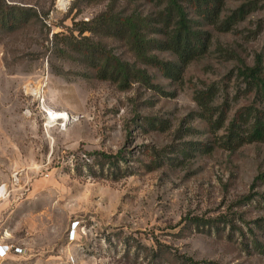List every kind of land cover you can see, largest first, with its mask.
I'll return each mask as SVG.
<instances>
[{
	"label": "rangeland",
	"instance_id": "374dc122",
	"mask_svg": "<svg viewBox=\"0 0 264 264\" xmlns=\"http://www.w3.org/2000/svg\"><path fill=\"white\" fill-rule=\"evenodd\" d=\"M5 2L38 18L0 27V235L39 237L67 250L68 264H264V142L224 146L234 120L254 109L264 117V100L239 76L264 61V0H217L219 26L200 27L212 34L209 53L176 80L105 39L150 85L103 81L63 52L80 39L66 28L106 12L107 1ZM164 7L141 0L132 11L154 21Z\"/></svg>",
	"mask_w": 264,
	"mask_h": 264
},
{
	"label": "trees",
	"instance_id": "16d2710c",
	"mask_svg": "<svg viewBox=\"0 0 264 264\" xmlns=\"http://www.w3.org/2000/svg\"><path fill=\"white\" fill-rule=\"evenodd\" d=\"M108 2L107 11L95 19L76 24L74 28H66L72 35L79 34V40L73 38L74 44L66 43L63 52L72 54L78 62L85 63L92 70H97L101 80H111L114 76L122 84L143 82L151 84L150 77L145 71L136 70L132 64L115 57L107 49L105 39L120 41L127 44L139 63L155 67L169 79H178L183 67L204 58L212 46V34L202 25H216L219 19L217 0H152L164 3V9L158 13L154 21L132 11V4L141 0H100ZM190 4L199 19L193 21L184 4ZM119 6V12L116 7ZM191 8V7H190ZM33 14V15H31ZM242 17V14L240 15ZM233 16V25L239 20ZM32 18H38V13L32 8L8 5L0 0V27L7 32L16 31L26 25ZM229 21L224 25L228 26ZM222 27V26H221ZM90 33L91 37L84 36ZM57 38V36H54ZM95 38V39H94ZM157 53H169L176 58V62L163 61ZM239 76L244 79L247 87L264 100V61L258 55L252 67L242 65ZM201 105L203 99H198ZM205 107V105H204ZM258 109L251 110L239 120L243 124L231 123L224 146L228 150L252 142H264V117L259 115ZM246 128V129H245ZM114 165L122 160L121 154L107 155L94 153Z\"/></svg>",
	"mask_w": 264,
	"mask_h": 264
},
{
	"label": "crops",
	"instance_id": "0c3cea01",
	"mask_svg": "<svg viewBox=\"0 0 264 264\" xmlns=\"http://www.w3.org/2000/svg\"><path fill=\"white\" fill-rule=\"evenodd\" d=\"M0 203H5L0 201ZM4 206H0V214ZM39 237H20L0 235V246L8 252V257L2 264H68L70 256L67 250H56ZM23 249V254L14 253L13 249Z\"/></svg>",
	"mask_w": 264,
	"mask_h": 264
},
{
	"label": "built area",
	"instance_id": "2783aa9c",
	"mask_svg": "<svg viewBox=\"0 0 264 264\" xmlns=\"http://www.w3.org/2000/svg\"><path fill=\"white\" fill-rule=\"evenodd\" d=\"M78 223H73L72 224V230H74L77 227ZM70 241H73L75 239V235L74 232L71 231L70 235H69ZM14 253L17 254H23V249H18V248H14L13 249ZM8 257V252L6 251V249L3 246H0V264H2L6 258Z\"/></svg>",
	"mask_w": 264,
	"mask_h": 264
},
{
	"label": "bare ground",
	"instance_id": "6f19581e",
	"mask_svg": "<svg viewBox=\"0 0 264 264\" xmlns=\"http://www.w3.org/2000/svg\"><path fill=\"white\" fill-rule=\"evenodd\" d=\"M69 0H58V3L61 7H64L67 3H68ZM50 117L52 119L56 118L57 120H62V121H67L69 120V117L67 114H57L55 112H50ZM0 197L4 194V189L3 187L0 188Z\"/></svg>",
	"mask_w": 264,
	"mask_h": 264
}]
</instances>
